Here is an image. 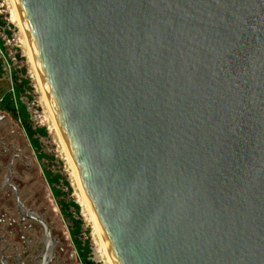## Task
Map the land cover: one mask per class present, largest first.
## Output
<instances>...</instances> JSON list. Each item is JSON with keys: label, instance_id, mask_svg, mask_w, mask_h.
Segmentation results:
<instances>
[{"label": "water", "instance_id": "95a60500", "mask_svg": "<svg viewBox=\"0 0 264 264\" xmlns=\"http://www.w3.org/2000/svg\"><path fill=\"white\" fill-rule=\"evenodd\" d=\"M113 264H264V0H14Z\"/></svg>", "mask_w": 264, "mask_h": 264}, {"label": "rangeland", "instance_id": "374dc122", "mask_svg": "<svg viewBox=\"0 0 264 264\" xmlns=\"http://www.w3.org/2000/svg\"><path fill=\"white\" fill-rule=\"evenodd\" d=\"M13 1L0 0V98L16 101L35 132L42 181L34 186L45 197L58 232L83 264H112L49 112Z\"/></svg>", "mask_w": 264, "mask_h": 264}, {"label": "flooded vegetation", "instance_id": "af4514ba", "mask_svg": "<svg viewBox=\"0 0 264 264\" xmlns=\"http://www.w3.org/2000/svg\"><path fill=\"white\" fill-rule=\"evenodd\" d=\"M33 138L20 105L0 98V264H83L34 186L42 176Z\"/></svg>", "mask_w": 264, "mask_h": 264}, {"label": "bare ground", "instance_id": "6f19581e", "mask_svg": "<svg viewBox=\"0 0 264 264\" xmlns=\"http://www.w3.org/2000/svg\"><path fill=\"white\" fill-rule=\"evenodd\" d=\"M13 3H14V6H15V10H16V12H17V15H18V10H17V7H16V3H15V1H13ZM18 18H19V15H18ZM20 20V19H19ZM22 26V25H21ZM23 28V27H22ZM24 31V30H23ZM25 34V33H24ZM25 37H26V35H25ZM26 39H27V37H26ZM28 43V42H27ZM28 47H29V53H30V58H31V60H32V63H33V65H34V61H33V57H32V54H31V50H30V46H29V44H28ZM34 67H35V65H34ZM39 79V78H38ZM39 81H40V79H39ZM40 86H41V89H42V92H43V95H44V98H45V101H46V103H47V106H48V109H49V112L51 113V116H52V118H53V121H54V124H55V127H56V129H57V131H58V133H59V135H60V137H61V139H62V136H61V134H60V132H59V130H58V127H57V125H56V122H55V119H54V116H53V114H52V111H51V108H50V106H49V103H48V101H47V99H46V96H45V94H44V91H43V88H42V85H41V81H40ZM62 142H63V145H64V147H65V149H66V152H67V154H68V151H67V148H66V145H65V143H64V141H63V139H62ZM68 156H69V154H68ZM69 159H70V157H69ZM70 161H71V159H70ZM71 164H72V162H71ZM72 167H73V169H74V166H73V164H72ZM74 171H75V169H74ZM75 174H76V171H75ZM76 176H77V174H76ZM77 179H78V177H77ZM79 181V180H78ZM80 188H81V186H80ZM81 190H82V188H81ZM83 192V191H82ZM84 194V193H83ZM85 203H86V205H87V207H88V204H87V202H86V199H85ZM88 209H89V207H88ZM90 210V209H89ZM93 220H94V218H93ZM94 223L96 224V222H95V220H94ZM95 227H98L97 226V224H96V226ZM98 230H99V228H98ZM97 230V231H98ZM98 233H99V231H98ZM101 235V234H100ZM101 237V236H100ZM102 240H103V238H101ZM103 247H104V249H105V251H106V253H107V255H108V257H109V259H110V261H111V263L113 264V262H112V259H111V257H110V254H109V252H108V250H107V247H106V245H105V243H104V240H103Z\"/></svg>", "mask_w": 264, "mask_h": 264}, {"label": "trees", "instance_id": "16d2710c", "mask_svg": "<svg viewBox=\"0 0 264 264\" xmlns=\"http://www.w3.org/2000/svg\"><path fill=\"white\" fill-rule=\"evenodd\" d=\"M25 126L26 131L33 137L35 132H32L31 126L29 125V121L25 118Z\"/></svg>", "mask_w": 264, "mask_h": 264}]
</instances>
